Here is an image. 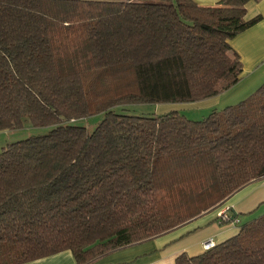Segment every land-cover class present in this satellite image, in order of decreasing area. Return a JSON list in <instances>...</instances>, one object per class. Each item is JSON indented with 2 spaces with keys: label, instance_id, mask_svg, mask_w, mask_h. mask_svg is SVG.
Listing matches in <instances>:
<instances>
[{
  "label": "trees",
  "instance_id": "trees-1",
  "mask_svg": "<svg viewBox=\"0 0 264 264\" xmlns=\"http://www.w3.org/2000/svg\"><path fill=\"white\" fill-rule=\"evenodd\" d=\"M248 1L0 0V131L49 126L0 148V264L63 250L86 264L264 175V82L201 119L126 111L236 84L231 40L260 17ZM231 208L220 223L237 233L175 264H264V212L239 223Z\"/></svg>",
  "mask_w": 264,
  "mask_h": 264
},
{
  "label": "crops",
  "instance_id": "crops-1",
  "mask_svg": "<svg viewBox=\"0 0 264 264\" xmlns=\"http://www.w3.org/2000/svg\"><path fill=\"white\" fill-rule=\"evenodd\" d=\"M198 4L211 5L218 0H194ZM260 16L250 27L237 33L231 40L243 63L242 78L221 93L194 102L160 103L159 108H194L199 114L234 103L250 94L264 82V0H250L245 4V19ZM192 117V116H191ZM7 131V130H1ZM231 206L239 223L256 216L264 208V175L250 180L229 196L219 206ZM218 209V207H217ZM216 209L211 208L194 218L167 231L142 241L108 252L86 264H175L176 256L185 252L194 255L204 250L203 242L214 243L237 233V223H220L216 220ZM23 264H77L71 251L63 250Z\"/></svg>",
  "mask_w": 264,
  "mask_h": 264
},
{
  "label": "rangeland",
  "instance_id": "rangeland-1",
  "mask_svg": "<svg viewBox=\"0 0 264 264\" xmlns=\"http://www.w3.org/2000/svg\"><path fill=\"white\" fill-rule=\"evenodd\" d=\"M159 104H154V103H135V104H130L127 106L126 111L133 113V114H139V115H149V114H154V113H161L164 112V109H160ZM175 108H168V110H172ZM165 110V111H168ZM177 110V109H176ZM181 113L185 114L188 118L191 119H201L203 116L199 114L198 109L194 108H184V109H178ZM192 116V117H191ZM103 118V113L99 112L87 117H81V118H76L74 119V123L78 125H83L88 129H93V127L96 126L98 122L101 121ZM49 129V126H33L29 123V121H25L24 126L18 129H12V130H7V131H0V148L6 144L8 141H13L16 139L24 138L29 135H37V134H44L47 132ZM261 212H264V208H260L256 215L260 214ZM217 222H220V219H216ZM245 220H242L244 222ZM234 223V222H231Z\"/></svg>",
  "mask_w": 264,
  "mask_h": 264
},
{
  "label": "built area",
  "instance_id": "built-area-1",
  "mask_svg": "<svg viewBox=\"0 0 264 264\" xmlns=\"http://www.w3.org/2000/svg\"><path fill=\"white\" fill-rule=\"evenodd\" d=\"M231 208V206H225V205H223V206H221L219 209H218V211H217V216L219 217V219L220 220H226L227 219V217H228V213H227V211L229 210ZM234 223H237L238 221H237V219H235L234 221H233ZM203 247L204 248H209V247H211L213 244H214V242H213V240L210 238V239H208V240H205L203 243Z\"/></svg>",
  "mask_w": 264,
  "mask_h": 264
}]
</instances>
